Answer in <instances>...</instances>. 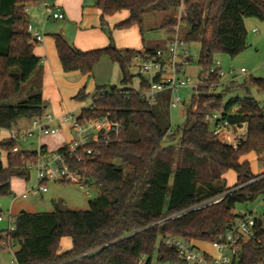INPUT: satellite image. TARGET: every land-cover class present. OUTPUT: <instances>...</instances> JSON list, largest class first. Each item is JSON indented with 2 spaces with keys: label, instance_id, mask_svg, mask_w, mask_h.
Here are the masks:
<instances>
[{
  "label": "trees",
  "instance_id": "trees-1",
  "mask_svg": "<svg viewBox=\"0 0 264 264\" xmlns=\"http://www.w3.org/2000/svg\"><path fill=\"white\" fill-rule=\"evenodd\" d=\"M32 1L0 0V130L9 131L22 119L42 118L48 106L41 93V61L34 55L27 33L25 5ZM182 4L185 11L179 24L187 27L182 38L187 43L199 42L197 63L204 69L213 64L216 55L234 58L246 48L245 19L264 22L263 0L94 1L101 12V25L105 17L127 11L128 17L114 29L137 27L141 36L143 18L149 14H167L160 27L173 32L178 22L172 15ZM52 37L64 73L90 75L102 56L118 65L121 86L96 87L93 107L83 109L78 121L94 120L109 112L121 128L117 140L93 144L92 156L71 163L85 179L84 185L93 182L99 190L89 201L88 211L56 209L15 215L10 238L17 247L16 264H151L154 253L157 262L173 264L178 261L177 254L164 246L166 237L210 245L237 217V204L264 195V179L256 180L245 159L249 154L264 156V108L255 100L231 98L222 105L221 95L209 93L218 88L219 80L212 79L192 96L181 131L168 135V94L149 107L125 87L133 77L132 58L159 46L147 47L142 39V51L117 50L110 43L80 52L61 35ZM210 84L216 86L210 88ZM249 85L264 92V79H250ZM23 87L28 95L15 105L7 104ZM100 91H104L101 96ZM86 98L80 90L73 100ZM193 105H197L195 112ZM204 105H211L213 112L221 109L234 130L245 128L244 138H235V148L212 137L206 120L209 110ZM14 148L18 143L9 135L0 142V197L12 195L13 177L27 180V164L37 159L36 152L12 155ZM230 171L236 181L227 187L225 175ZM217 197H222L217 204L191 209ZM255 237L243 246L238 264H264L263 225L256 226ZM62 238L70 239L71 248L59 252Z\"/></svg>",
  "mask_w": 264,
  "mask_h": 264
},
{
  "label": "built area",
  "instance_id": "built-area-1",
  "mask_svg": "<svg viewBox=\"0 0 264 264\" xmlns=\"http://www.w3.org/2000/svg\"><path fill=\"white\" fill-rule=\"evenodd\" d=\"M48 19L62 20L63 14L58 8H48ZM27 33L33 46L39 45L43 41V34L31 25L27 26ZM169 34L164 47L157 48L150 53L141 52L131 60V68H134L140 77V84L137 88H130L128 93L139 96V99L147 106L155 105L162 94H173L183 88H193V95H195L199 87L207 85L212 79L221 82L227 73L232 75V79L237 74L246 73L244 69H240L239 72H224L220 62L214 61L207 69L199 67L198 84L195 86L192 79L184 71L190 63L188 43L176 33V29ZM213 86L216 85L210 84V88ZM99 94L100 96L103 95L104 91H100ZM93 101L91 99L88 109L93 107ZM182 104L183 101L180 96H174L168 101L170 109H177ZM206 107L207 105L204 106V108ZM78 119L79 117L63 119L64 122H69L72 134L70 140L60 151L48 153L40 148L36 151L37 159L35 162L27 164L28 171H34L36 176V184L30 188V191L46 193L48 191L47 183H54L57 186L61 183H76L83 186L85 179L71 166V163H81L85 158L92 156L94 151L90 147L91 145L100 142L108 144L117 140L119 136L121 124L117 119H112L109 112L94 120L78 121ZM206 120L210 133L215 140L235 148V141L231 139L234 126L223 118L221 110L207 114ZM52 121L53 118L50 115L33 119L28 129L9 130V139L20 143L33 137L54 135L58 130L50 126ZM172 132L169 130L168 135H171ZM18 151V148H14L10 153L15 155ZM4 155L6 156L5 153ZM1 157L2 153H0ZM261 163L263 168L259 174L255 175L256 180L264 179V156ZM262 196L264 197V195ZM21 197L25 198L26 193L22 194ZM221 200L222 197L213 198L191 209H200L211 204H217ZM262 208L264 212V200ZM4 220L0 213V223ZM6 220L8 228L1 233L0 247L8 250L14 246L10 233L14 230L15 215L8 211ZM262 225V221L255 218L251 212L238 213L225 232L209 245L216 255L204 252L196 248L191 242L179 238L166 237L163 244L166 248L173 249L177 254L178 261L173 264H238L243 246L250 240H255L256 226Z\"/></svg>",
  "mask_w": 264,
  "mask_h": 264
},
{
  "label": "rangeland",
  "instance_id": "rangeland-1",
  "mask_svg": "<svg viewBox=\"0 0 264 264\" xmlns=\"http://www.w3.org/2000/svg\"><path fill=\"white\" fill-rule=\"evenodd\" d=\"M185 11V6L182 4L181 7L172 15L177 20V25L175 27L176 33L182 37L184 32L187 31L185 24H179L181 17H183ZM167 14H155V15H145L143 18V33L142 39L144 45L150 48H155L159 42L166 41L170 36L169 33L163 28L160 27L162 21L164 20ZM55 22L52 23L54 25ZM245 29L247 32L246 37V48L241 51L234 58L229 57L225 54H219L214 57V61H219L224 72L234 71L239 72L240 69L246 71L245 74H237L234 79L232 75H227L221 79L219 82L218 88L213 92L209 93L221 95V103L225 104L231 98H252L255 100L261 107L264 108V92H259L257 89L249 85L250 79H264V22H260L256 19H246ZM40 30H42L40 28ZM256 30L257 32H255ZM116 33L118 37L119 45H136L140 47V39L135 35L134 31H131L127 36L123 33ZM138 40H137V39ZM112 46H114L113 40L110 41ZM188 51L190 56V63L185 68V74L192 79V83L196 86L198 84V75H199V42L188 43ZM103 58L108 59L109 64L111 60L107 56L100 57L98 64H100ZM107 62V61H106ZM114 70V69H113ZM106 64L102 68V76L109 75L111 77L112 71ZM93 72V70H92ZM131 74L135 75L137 72L134 68L130 70ZM93 77L90 78V80ZM136 78V77H135ZM22 88L18 96L8 102L7 104L15 105L22 101L27 95L28 91ZM193 88H183L180 89L177 93L168 94V101L174 96H180L182 98L183 104L177 109H170L167 102L166 115L170 124V130L175 131L176 129L181 131L185 115L189 110L191 98L193 95ZM208 93V92H207ZM208 93V94H209ZM92 95V94H91ZM92 96H89L86 99V103L91 100ZM205 106V105H204ZM203 106V107H204ZM211 105H207L206 109L209 110ZM192 111L195 112V105L191 107ZM221 109H218L219 111ZM210 111V110H209ZM208 113H213L210 111ZM245 136V128L239 127L236 130L232 131L231 139L235 141V138ZM2 137V134H0ZM35 139H29L26 144L21 145V148L32 149L35 147ZM177 142V139L175 143ZM249 165L252 174L257 175L261 172L263 164L261 163L262 158L256 157L254 154H249L245 158ZM244 160V159H241ZM29 176L26 181H15L14 177L11 181V196L0 197V213L4 217V221L0 223V232L8 228L7 216L8 211H11L13 215H17L20 211L27 213H49L56 209L59 210L60 206H63L67 211L72 212H86L89 210V201L94 199L98 194V188L89 182L86 185L80 186L76 183H61L56 185L54 183H47L46 193H34L30 191V188L36 184V176L34 171H28ZM226 186L231 187L235 184L236 176L230 171L225 175ZM26 193V197L22 198L21 195ZM264 197L259 196L256 200L246 202L243 204H237L234 209V213H244L251 212L255 218L262 221L264 226V212L262 208ZM208 245V244H207ZM59 246L61 248H66L70 246L69 238H62L60 240ZM17 250V247L13 246L8 250H0V264H16L14 253ZM151 264H164L159 263L156 260V254L152 256Z\"/></svg>",
  "mask_w": 264,
  "mask_h": 264
},
{
  "label": "crops",
  "instance_id": "crops-1",
  "mask_svg": "<svg viewBox=\"0 0 264 264\" xmlns=\"http://www.w3.org/2000/svg\"><path fill=\"white\" fill-rule=\"evenodd\" d=\"M94 1L95 0H35L25 5L26 21L28 25H31L44 36L43 41L39 45L33 46V53L41 61V93L42 99L48 104L44 111V115H50L53 118L50 126L57 128L58 131L54 135L30 138L36 140L34 143L35 147H32V149L21 148V145L26 144L29 139L18 143L19 151L36 152L40 148H44L48 153L58 151L70 140L72 134L69 122H64L63 119L79 117L80 112L90 106L91 100H89L88 103L85 101L89 96H93L96 87L121 86L120 82L122 75L118 65L113 62L109 64L110 62L106 58H103L100 64L94 66L93 72L90 75H82L79 72L64 73L56 53L53 35H61L66 42L80 52L105 48L111 43V40H113L114 47L117 50H143L142 36L137 27L126 30L114 29L117 23L128 17L127 11H120L112 16L105 17L104 23L101 25V12L94 7ZM48 8H58L63 14V19H48ZM53 22H55L54 25H52ZM245 23L246 19L244 20V26ZM40 28L42 30H40ZM131 31H134L138 39L141 37L140 47L130 44L124 46L119 45L116 33L122 32L123 35L127 36ZM254 31L257 32L256 30ZM165 44L166 41H161L157 46L164 47ZM104 64L111 70L114 69L111 73V77L109 75L102 76ZM131 75L133 76L132 80L125 87L129 89L137 88L140 84V77L137 73ZM91 77H93V80H90ZM80 90H84L87 98L82 102L73 100ZM30 126L31 121L22 119L17 122L13 129H28ZM0 134H2V137H0L1 142L8 138L9 131L2 130ZM15 181L19 182L23 181V179L18 178ZM193 245L204 252L216 255L207 244L193 242ZM70 248L71 241L69 247H60L59 252H64Z\"/></svg>",
  "mask_w": 264,
  "mask_h": 264
},
{
  "label": "water",
  "instance_id": "water-1",
  "mask_svg": "<svg viewBox=\"0 0 264 264\" xmlns=\"http://www.w3.org/2000/svg\"><path fill=\"white\" fill-rule=\"evenodd\" d=\"M59 211L60 212H65V211H67V209L65 207H63V206H60ZM20 213H24V211H22ZM259 225H260V223H259Z\"/></svg>",
  "mask_w": 264,
  "mask_h": 264
}]
</instances>
